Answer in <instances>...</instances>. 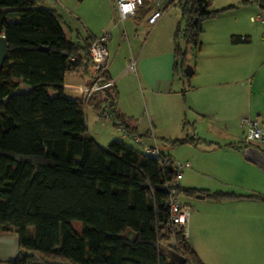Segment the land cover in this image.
<instances>
[{
	"label": "trees",
	"instance_id": "obj_1",
	"mask_svg": "<svg viewBox=\"0 0 264 264\" xmlns=\"http://www.w3.org/2000/svg\"><path fill=\"white\" fill-rule=\"evenodd\" d=\"M173 3L181 6L185 22L183 32L179 26L176 33L175 73L187 77L188 51L178 38L182 32L187 45L200 51L204 21L219 11L212 9L213 0H172L165 10ZM259 4L264 10V0ZM145 5L135 18L153 9ZM1 34L9 56L0 72V234L21 237L19 257L9 264H174L164 248L177 251L185 264H205L182 228L171 227L167 184L177 177L176 164L161 167L119 139L104 148L89 133L86 108L94 104L100 111L105 102L131 134L127 118L117 112L116 86L96 91L89 100L66 94L69 73L89 75V84L98 77L101 84L112 81L107 70L92 64L89 48L97 36L74 42L58 12L43 7L42 0H0ZM231 40L249 43L251 38L232 35ZM184 192H201L217 202L251 198L264 203L261 193L179 186L180 195ZM74 221L82 223L80 233ZM128 233L137 238L129 241Z\"/></svg>",
	"mask_w": 264,
	"mask_h": 264
},
{
	"label": "crops",
	"instance_id": "obj_2",
	"mask_svg": "<svg viewBox=\"0 0 264 264\" xmlns=\"http://www.w3.org/2000/svg\"><path fill=\"white\" fill-rule=\"evenodd\" d=\"M110 2L114 15L117 18L112 0ZM153 9L155 12L154 7ZM158 20L155 24H157ZM228 33L229 39L230 35L240 34L248 36L246 33L242 34V32ZM225 38L226 36L223 39H218V37L213 38V43H216L213 51L206 55L207 57L204 56L199 59L196 67L193 68V75L190 76L191 78L187 76L188 79H183L181 78L182 75L175 73V54L173 48L169 50L163 49L157 53L146 51V47L140 52L131 49L133 52L126 54L122 59H119L118 54L114 61L108 65L107 71L112 78L111 84L116 86L117 91H120V99L118 94L117 100V112L127 118L126 123L130 126L129 130L131 132V134L128 132L130 134L129 137H124L123 132L117 127V125L122 126L128 131L126 126L117 121L113 115L112 119L116 130L122 133L123 141L125 139H133L144 148V152L146 146H158L156 133L168 135L173 130L180 128L182 135H186L181 139H196L193 143H184L187 146V155L184 156L185 161L176 162L185 163L190 161L191 163L190 167L182 170L180 186L183 190L196 189L209 193L220 191L237 194L261 193L260 189L262 188L259 187L260 183L261 186L264 185V175L259 167L244 158L245 149L241 147V143L245 139L244 135H238V131L233 127L228 115L229 92L226 89L221 92L212 90L217 78L226 77L227 75L225 72L219 71L220 69L215 64L219 59L220 46L224 45V42L220 41H223ZM78 41L83 43L84 38L78 39ZM230 42L232 48L235 50H240L243 48L241 46L248 44L233 43L232 40ZM228 45L225 42V46L228 47ZM133 56L137 59L135 71L129 68ZM159 65L160 67H158ZM238 74H242V71H238ZM127 77L128 79H126ZM125 79L126 81L123 83L122 81ZM90 81H92L90 76H85L82 72L69 73L65 78L63 87L68 95L69 92H81L77 89L78 86L81 84L90 85ZM176 81H180L182 85L175 87ZM130 83H135L138 91L132 92V89H128ZM227 83H229L228 80H225L223 84L226 85ZM242 86L246 88L244 84ZM138 93L140 96L141 93L144 94L147 99L146 107L149 119H147L144 113L139 118L134 117L136 114L133 113V109L138 106V102H135L139 97ZM82 96H84L83 92L78 96L72 97ZM122 98H126L127 101L123 102ZM218 100L220 106L217 103ZM157 114H159V117ZM102 118L101 109L98 111L94 104H90L86 108L89 133L99 144L100 140L97 135L103 134L100 131L96 133L91 132L90 125L92 123L94 125L98 124ZM144 124L148 126L145 130L142 129ZM200 125L203 131L200 130ZM136 136L140 137V141L136 140ZM111 139L112 142L116 138ZM172 146L174 147V145ZM167 155L172 158L170 153H167ZM198 195H204V198ZM181 196L186 198L182 200L192 211L187 225L186 237L191 248L205 264H209L206 253L216 250L211 245L210 240L207 241V239L213 240V234L210 233L208 235L204 231L207 222L203 218L205 216L198 209L196 205L198 203L195 200H210L209 205L220 212L213 213L210 218L218 221L219 219L221 221H228L231 225L239 224V221L242 222V217H244L242 209L264 204L259 200L251 198H238L217 202L201 192L194 196H188L184 192ZM194 208L195 211H193ZM229 231L231 232L230 237L237 235L236 229L233 228ZM219 234L216 233V235ZM9 263L8 261L0 260V264Z\"/></svg>",
	"mask_w": 264,
	"mask_h": 264
},
{
	"label": "rangeland",
	"instance_id": "obj_3",
	"mask_svg": "<svg viewBox=\"0 0 264 264\" xmlns=\"http://www.w3.org/2000/svg\"><path fill=\"white\" fill-rule=\"evenodd\" d=\"M170 1L161 0L162 8L167 7ZM259 1L213 0L212 9L218 10L219 13L215 17L204 21V32L201 36L202 49L200 51L192 49L184 40L182 32L185 28V22L182 19L181 6L177 3H173L164 10L157 24L149 22V18L154 12V9H152L145 14L140 13L137 18L131 17L124 21L120 20L118 22L119 26L110 0H42V6L58 12L67 36L73 41L105 32L111 33V39L108 42L109 64L114 61L118 54L119 59H122L126 54L133 52L132 50L140 52L145 47L146 51L155 53L171 48L174 51L176 33L178 27L181 26L182 32L178 38V43L183 51H188L187 65L194 68L199 59L213 51V47L216 44L213 43V38L223 39L226 36L223 41H220L224 42V45L220 46L219 59L215 64L220 69L219 71H223L227 75L226 77L217 78L212 90L218 92L225 89L228 90V115L233 127L237 129L238 135H244L245 138V129L242 123L243 117L251 116L257 118L264 128V25L261 22H253L251 19V17L259 13L264 14ZM145 7L147 8L148 6L145 5ZM228 32L246 33L250 36L251 41L241 46L243 47L242 49L235 50L232 48L231 35L229 39ZM225 42L229 44V48L225 46ZM238 71H242V74L237 75ZM181 78L188 79L184 74ZM126 79L122 82L124 83ZM225 80L229 82L226 85L223 84ZM242 84L246 88H243ZM177 85L181 86L182 83L176 81L175 87H178ZM128 89H132V92L138 91L135 83H130ZM247 91L249 92L247 93ZM80 94L81 92H69L68 96L75 97ZM118 94L120 99V91ZM138 95L139 97L135 101L136 103L138 102V106L133 109V113L136 114L134 117L139 118L144 113L149 119L146 107L147 99L142 93L141 96L139 93ZM126 101V98H124L123 102ZM217 103L220 106L219 100ZM157 116L159 117V114ZM90 126L91 132L100 131L103 134L97 136L100 140V145L104 148L109 146L111 138L123 140V135L116 130L113 119L103 117L98 124L94 125L92 123ZM147 128V124L142 127L143 130ZM199 128L203 131L201 125ZM184 136L186 135H182L180 128L173 130L168 135L156 133L158 148L162 153H170L175 163L184 162V156L187 155V146L181 143H176L174 147L172 146V143ZM124 141L144 152V148L133 139H125ZM245 144L244 139L241 147L244 148ZM260 147L264 150V145ZM259 188H262L260 192L264 194V185L261 186L260 183ZM181 197L186 199L184 196ZM195 201H197L198 204L196 205L201 214L205 216L203 218L207 222L204 231L208 235L210 233L213 234V240L207 239V241L210 240L211 245L216 250L206 253L209 264H264V204L242 209L244 214L242 222L239 221V224L231 225L228 221H221L220 219L218 221L210 218L213 213H220L209 205L210 200L200 199ZM197 206L195 207L197 208ZM193 211H195V208ZM73 227L78 233L82 231V223L78 221L73 222ZM233 228L236 229L237 235L230 237L231 232L229 230ZM216 233L220 234L216 235ZM167 249L169 248H164L165 252H167Z\"/></svg>",
	"mask_w": 264,
	"mask_h": 264
},
{
	"label": "built area",
	"instance_id": "obj_4",
	"mask_svg": "<svg viewBox=\"0 0 264 264\" xmlns=\"http://www.w3.org/2000/svg\"><path fill=\"white\" fill-rule=\"evenodd\" d=\"M112 3L117 16V24L120 20L124 21L125 19L135 17L139 9L145 5V3H148L150 6L155 8L154 14L149 19L151 24H155L156 21L163 15V12L166 8H162L161 0H112ZM251 19L253 22H261L264 25L263 13L253 16ZM110 38V33H102L96 37L89 48L92 64L98 70L106 71L108 68L110 62L108 42ZM136 65L137 59L133 56L129 68L135 71ZM110 85H112L111 82L107 84H101L100 77H98L92 84H81L77 89L83 92L86 100H89L96 91L102 90L103 88ZM100 109L103 117L112 119L113 114L107 103H102ZM242 123L245 129V143L252 144L254 146L264 145V128L262 127L260 121L257 118L246 116L242 118ZM117 127L123 132L124 137H129L130 134L126 129L119 125H117ZM135 138L137 141H140L139 136H136ZM145 153L158 160L161 167H164L166 164L173 161L169 155L162 153L157 145L146 146ZM175 164L178 171L177 177L167 184L169 191L168 205L170 207V223L172 228H182L184 233H186L191 210L190 207L182 200L179 193V186L180 180L182 178V170L186 167H190L191 163L190 161H187L185 163Z\"/></svg>",
	"mask_w": 264,
	"mask_h": 264
},
{
	"label": "water",
	"instance_id": "obj_5",
	"mask_svg": "<svg viewBox=\"0 0 264 264\" xmlns=\"http://www.w3.org/2000/svg\"><path fill=\"white\" fill-rule=\"evenodd\" d=\"M44 48V47H43ZM48 49V48H46ZM9 56V43L5 35H0V72L4 67L5 61ZM185 73L188 77L192 76L194 73L193 67L187 65ZM244 158L256 165L261 169L264 174V152L257 146L251 145L247 147L244 151ZM204 198V195H198ZM134 236V238H132ZM137 238V235L128 233L127 239L133 241ZM21 248V237L18 233H3L0 234V260L8 261L10 263L15 262L20 253ZM167 254L169 259L174 264H185L186 259L180 255L174 249H167Z\"/></svg>",
	"mask_w": 264,
	"mask_h": 264
}]
</instances>
